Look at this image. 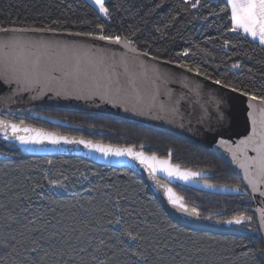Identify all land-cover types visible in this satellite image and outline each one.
<instances>
[{
	"label": "trees",
	"instance_id": "obj_1",
	"mask_svg": "<svg viewBox=\"0 0 264 264\" xmlns=\"http://www.w3.org/2000/svg\"><path fill=\"white\" fill-rule=\"evenodd\" d=\"M104 6L107 17L87 0H0V28L123 38L143 53L264 100V47L235 29L227 0H105ZM41 112L86 129L16 121L106 144H147L148 153L161 157L174 151L173 163L199 172L202 181L240 191L229 196L185 187L183 198L203 205L206 214L220 213L214 219L246 218L248 234L179 225L129 169L33 156L0 141V264H264L251 197L218 157L170 134L103 116Z\"/></svg>",
	"mask_w": 264,
	"mask_h": 264
},
{
	"label": "water",
	"instance_id": "obj_2",
	"mask_svg": "<svg viewBox=\"0 0 264 264\" xmlns=\"http://www.w3.org/2000/svg\"><path fill=\"white\" fill-rule=\"evenodd\" d=\"M98 115L164 132L222 160L254 205L264 240V100L223 86L191 69L157 59L126 39L28 28H0V114L77 128L41 111ZM0 141L39 157H79L129 169L179 225L216 234H248L232 223L183 214L173 185L237 195L202 175L146 151L71 136L0 117ZM172 197V198H170ZM172 199V200H171Z\"/></svg>",
	"mask_w": 264,
	"mask_h": 264
},
{
	"label": "crops",
	"instance_id": "obj_3",
	"mask_svg": "<svg viewBox=\"0 0 264 264\" xmlns=\"http://www.w3.org/2000/svg\"><path fill=\"white\" fill-rule=\"evenodd\" d=\"M227 3L235 29L264 47V0H227Z\"/></svg>",
	"mask_w": 264,
	"mask_h": 264
},
{
	"label": "rangeland",
	"instance_id": "obj_4",
	"mask_svg": "<svg viewBox=\"0 0 264 264\" xmlns=\"http://www.w3.org/2000/svg\"><path fill=\"white\" fill-rule=\"evenodd\" d=\"M91 4H93V6L94 7H96V9L98 10V12L103 16V17H107V11H106V8H105V6H104V2H103V0H88ZM42 115H45V116H47V117H51V118H53V119H57V120H60V121H63V122H67V123H69V121L68 120H64L62 117H60V118H58V117H56V116H54V115H51V114H46V113H43ZM75 125V124H74ZM76 126H80V128H84V129H86V126L85 125H77L76 124ZM83 130V129H82ZM91 132H92V130H91ZM144 145H146L147 146V144H143L142 146H144ZM188 170V169H187ZM189 172H193V173H196V172H194V171H190V170H188ZM199 173V172H198ZM198 173H196V174H198ZM177 185V184H176ZM218 187H222V188H225V189H228V190H230L229 188H227V186H218ZM173 188H174V190H175V192L179 195V197H180V204H181V206L182 207H180V206H176V209L178 210V211H180L181 213H183V214H187V215H189V216H191V217H195V218H200V219H207V217L209 216V215H211V214H213V213H210V214H206L205 213V208L203 207V211H204V213L201 215V213H199L198 212V209H199V207H200V204L199 203H197V202H190V203H186V202H184L183 200H184V198H183V195L181 194V192H180V190L182 189V188H185V187H182V186H179V185H177V186H175V185H173ZM232 191H234V192H238V190L237 191H235V190H233V189H231ZM239 193V192H238ZM170 198H172V197H170ZM172 200V199H171ZM221 217V216H220ZM220 217L219 218H217V219H214L213 221H215V222H219V223H221V224H225V223H232L233 225V227L234 228H237V229H239V230H241V231H244V232H247L248 233V231H246V227H248L249 225H248V221L249 220H247L246 218H243V219H230V220H223L222 218L220 219ZM216 218V217H215ZM245 222L247 223V225L245 224ZM258 222V221H257Z\"/></svg>",
	"mask_w": 264,
	"mask_h": 264
},
{
	"label": "flooded vegetation",
	"instance_id": "obj_5",
	"mask_svg": "<svg viewBox=\"0 0 264 264\" xmlns=\"http://www.w3.org/2000/svg\"><path fill=\"white\" fill-rule=\"evenodd\" d=\"M40 114H43V112H41ZM0 117L1 118H4V119H12V120H16V119H26V118H32L30 116H27V115H22L21 117H18L17 115L15 114H0ZM148 149V147H147ZM147 151V150H146ZM209 181V180H208ZM210 182V181H209ZM178 185V184H177ZM175 185V186H177ZM181 186V185H179ZM183 187V186H182ZM240 193V191H238ZM184 202L186 201L185 199L183 200ZM186 203H190L189 201H186ZM198 212L201 213V215L204 213L203 211V205H200L199 209H198Z\"/></svg>",
	"mask_w": 264,
	"mask_h": 264
}]
</instances>
